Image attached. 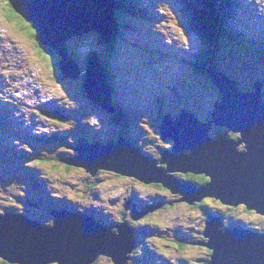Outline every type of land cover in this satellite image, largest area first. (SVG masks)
<instances>
[{"label":"rangeland","instance_id":"obj_1","mask_svg":"<svg viewBox=\"0 0 264 264\" xmlns=\"http://www.w3.org/2000/svg\"><path fill=\"white\" fill-rule=\"evenodd\" d=\"M142 1L153 10L152 18L155 19H150L144 25L139 22L135 24L134 29L126 28L127 30L122 32L121 38L125 43L117 42L116 45L119 46V52L117 50L119 55L123 54L120 60L115 55L113 66L109 70L112 78L116 75V69L118 70L119 76H115L119 83L117 90L122 93L118 97V102L124 106L128 105L130 113L140 118L142 116L134 125L135 120L128 115L131 118L130 125L121 134L125 138L129 137L137 141L134 143L136 148L140 147L147 152L146 155L157 159L159 158L157 145L168 148L170 143L163 142L160 134L157 135V129L154 127L155 119L156 126L159 116L162 117L165 112L174 116L178 114L180 108H184L193 112L199 120H207L205 114L211 109V100L216 98L217 87L206 74H195L194 67L185 61L193 60V54L198 52L201 42L193 32L185 28L187 17L181 7V1ZM244 2L246 7L236 9L239 16L232 22H235L239 30L244 27L250 31L258 30L256 22L264 24V0H244ZM4 3L5 0H0V95L2 97L0 98V149H3L0 151V200H2L0 212L20 208L29 212L33 210L34 206L27 208L14 200L15 195H18L17 190L22 186L20 170L27 171V168L28 170L31 168L48 181L49 186L53 187V192L58 191L59 197L64 198L66 194L71 196L73 206L95 216L101 214L105 221L111 220L110 223L119 224L117 219L120 217V210L126 205L128 209L123 210L124 220L139 229L136 247L128 264H147L146 259L152 264H207L211 252L205 250L204 246L187 243L195 241L199 243L202 240L200 232L207 219L204 211L206 208L212 216L218 212L222 213L221 217H217L220 221L218 230L221 232L224 230L222 228L224 224L227 228L235 227L232 226L233 224H246L264 234L263 216L248 211L242 206L229 209L218 199L210 196L201 197L199 204L193 201L190 205L184 202H172L164 209L146 213L133 221L125 212L131 210L137 213L140 207L129 205L131 198L127 202L126 195H136L144 204H148L150 199H154L153 201L157 198L173 199L172 195L168 194L169 191L166 189L154 187L152 184L144 185L136 179L131 181L132 179L129 178L105 177L106 170L99 171L101 178H97L94 188L90 189L86 188L83 179L90 174L85 172L84 168L74 165L68 168L62 163L49 160L40 162V157L49 158L58 153H61L63 156H60L63 158L74 155V150L68 146L67 141L74 143L78 138L107 141L116 134L118 126L109 120L110 115L103 112L100 106L86 96L83 89L84 79L79 73L77 79L71 78L70 75L61 78L59 66L55 63V60H59V55L43 59L37 53L38 48L33 39L19 29L18 24L22 23L4 16L6 12ZM139 3L140 0L137 4ZM240 17H245L248 26H243ZM83 22L93 23L89 19L82 21L80 25L87 26ZM100 37L101 34L90 31L82 36L72 37L66 42L70 55L79 58L81 69L85 68L92 54L99 61H105L104 59L109 56V46ZM136 41L143 47L134 45ZM158 41L167 46L166 51L169 55L160 56L147 52L153 44L154 49L155 46L159 47V44L156 45ZM243 56L247 57L246 54ZM228 58L226 49L221 48L216 58L219 68L216 69L224 72L223 67H226V64L233 66L227 70L237 76L225 73L236 81L238 88L255 90L253 86L255 82H259L258 74L247 73L249 71L238 68L240 65L235 63L238 65L236 66L228 62ZM258 65L264 72V60ZM234 68L239 69L238 73ZM103 75V71H100L99 80L107 79V76L104 78ZM162 79H164L163 85L167 84V87L162 89L169 87L174 89V92L167 90L165 92L167 95L164 97H161L157 86ZM259 90L264 99V84ZM51 112L59 113L64 119H57ZM219 129L221 130L220 127ZM58 132L62 136L60 135L57 141L43 140V137H53ZM215 133L214 129L210 131L212 136ZM29 134L38 135L32 137ZM73 138L74 140H71ZM227 138L230 139L228 136ZM32 147L36 148L35 152ZM22 150L29 155L23 157ZM170 174L173 176L171 172ZM189 186L198 189L201 184L189 182ZM36 194L40 196L38 192ZM23 195L25 196V193ZM36 213L40 212L36 211ZM52 218L49 216L45 223L53 222ZM88 218L93 220L94 216ZM76 219L79 221L75 222ZM82 220L86 221L83 216L76 214V216L63 217L61 220L55 219L54 223H58V227L63 224L67 234L73 228L81 226L78 223ZM229 222L230 225L227 224ZM53 235L52 233L51 236ZM63 243L67 245V242ZM75 252L72 251V255ZM100 257L96 261L97 264H113L109 259Z\"/></svg>","mask_w":264,"mask_h":264},{"label":"water","instance_id":"obj_2","mask_svg":"<svg viewBox=\"0 0 264 264\" xmlns=\"http://www.w3.org/2000/svg\"><path fill=\"white\" fill-rule=\"evenodd\" d=\"M70 1L73 3L69 4ZM8 2L16 13L36 28L40 43L57 52L59 70L64 77H77L79 73V67L69 57L65 45L69 39L94 31L101 34L103 41H110L116 4L112 0ZM89 19L93 23L80 25ZM90 65L93 64L85 69L83 89L92 102L107 108L110 106L105 100L108 93L107 90L102 92L100 86L103 79L97 78L99 84L93 81L94 70ZM206 72L219 92L209 121L202 123L192 112L182 109L175 117L164 115L158 125L159 133L162 139L172 140L173 145L170 150L162 152L159 161L143 155L122 136L103 145L80 144L76 147L77 156L62 158L68 165L84 168L91 176L99 169H107L144 184H159L172 194L183 195L179 202L187 200L192 204L201 197L212 196L224 204H244L247 209L263 216L264 99L260 86L255 82V90L244 91L238 88L235 80L214 66H208ZM213 125L224 128L223 136L210 135ZM228 130L237 133L238 138L228 139ZM188 148L191 153H180ZM174 171L204 174L210 182L204 185L206 187L192 188L174 178L170 174ZM0 218V257L10 263L75 264L80 260L68 259V255H72L69 246L78 244L76 249L82 248L81 264H91L100 254L111 257L116 264H125L134 243L133 230L127 229L124 223L117 226L119 234L110 236L92 234L83 220L78 224L85 226L84 232L73 228L66 234L62 223L60 227L55 223L52 228L41 229L34 225V221L12 214ZM219 227V218L210 216L203 229L202 235L207 239L203 245L211 252L207 264H264V234L237 227L223 228L221 232ZM126 230V239H122L121 234Z\"/></svg>","mask_w":264,"mask_h":264},{"label":"trees","instance_id":"obj_3","mask_svg":"<svg viewBox=\"0 0 264 264\" xmlns=\"http://www.w3.org/2000/svg\"><path fill=\"white\" fill-rule=\"evenodd\" d=\"M180 1H181V7L184 10V13L186 14V17H187V24L185 28H187L190 32H193L200 39V42H201L200 49L198 50V52H195L193 54V60L191 61L185 60L186 63L188 62V64L191 67H194V70L196 72L195 74L205 75L206 69L208 66H214L215 68L217 67L219 68V66L216 64V58L221 48H224L226 49V54L229 57L227 59L228 62H232L234 64L236 63L240 65L239 67L238 65L235 64L236 66H238V68L244 69L245 71H249L247 73L255 74L256 72L258 74V81L260 85L264 84V81L263 82L261 81V80H264V72L262 71V67L258 65L259 63L262 62V60H264V29L255 30L254 32H256L257 35L245 32L243 30H237L234 26V23L232 22V18H233L232 16L234 15V10L231 9V4H233L232 3L233 0H180ZM116 3H117V8L119 9L116 13L115 29H114V33L112 34V41L109 43V45H107L109 46V49L115 48V47H112V45H114V42L118 40L119 37L122 36L121 32L124 31V29L126 28L125 26L129 25L130 28L134 29L136 27L135 24H137L136 19L147 20L145 16L147 18H151L153 15V13L151 12L149 13L145 9H143V12H146L145 16L138 15V14H141L142 12L138 11L135 8L134 0H116ZM3 6L6 9V12H4V16L8 18L9 20H17L18 22L22 23V24L20 23L18 24V27L20 26L19 29L25 32L28 36H30L33 39L34 43L37 45V48H38L37 53L43 59H46V58L50 59L53 56L57 57L56 51L40 43L38 36H37L36 28H34V26L31 23H27L18 13H16L11 7V5L9 4L8 0H5V3ZM229 14L232 15L231 18L229 17ZM116 26L118 27L117 29H116ZM65 45L67 44L65 43ZM240 50H243L244 52H241ZM245 52L249 54H254L256 59L252 61L249 58L244 57L243 55L245 54ZM156 54L160 55L159 51H157ZM239 55L241 56V58ZM71 57L77 60V57L72 56V55ZM94 58L96 57L93 55V57L91 56L89 60L94 59ZM55 63L58 64V61L55 60ZM226 65H227L226 67H223L224 72L223 71L221 72H223L224 74H226L225 72H227L233 75V73H230L227 70V68H233V66L228 65V64ZM238 71L239 69L236 70L237 73ZM226 75L229 77L228 74ZM233 76L235 77L237 75H233ZM62 77L64 76L61 75V78ZM214 101H215V98L211 100L210 105H212ZM121 109L123 110L124 108L117 105L116 110H115V115L113 114L110 115L112 120L114 119L115 116L118 117L119 114H121ZM208 114L209 112L205 114L207 116V120L210 119V116ZM58 115L59 113L54 114L56 118H58ZM155 124H156V119H155L154 127L155 129L158 130L157 125L155 126ZM218 131L219 129L217 128V132ZM158 134L159 133L157 131V135ZM39 160L40 162H45L48 160L52 162L53 161L59 162L58 161L59 157L58 156H54V157L49 156V158L40 157ZM179 176L183 181L190 182L192 184H195V183L201 184L205 182V180L203 179L204 177L201 175L197 176V175H191L190 173H187V174H183ZM83 179L85 181L86 188H90V189L94 188L96 180H98L96 179V177H91V176L89 177V175L86 177H83ZM72 206L73 204H71V207ZM122 211L123 210L121 209L120 216L124 215V212ZM143 248L147 249V247H143ZM204 249L209 251V249L205 246H204ZM1 263L9 264L2 260H1Z\"/></svg>","mask_w":264,"mask_h":264},{"label":"flooded vegetation","instance_id":"obj_4","mask_svg":"<svg viewBox=\"0 0 264 264\" xmlns=\"http://www.w3.org/2000/svg\"><path fill=\"white\" fill-rule=\"evenodd\" d=\"M216 128V129H215ZM217 128L219 129V126H214V127H212L211 129H210V131L211 130H216V133L214 134V136H218V135H222L223 133H224V128H222V127H220L221 128V130L219 129V131L217 132ZM228 134L229 135H231V136H235V137H237L238 136V134H236V133H233V132H228ZM165 141H169L170 143H171V140L170 139H166ZM164 142V141H163ZM91 175H89V177H90ZM91 177H96V179L97 178H101V176L99 177V175H95V176H91ZM172 195V198H176V199H180V195H178V194H171ZM162 200H164V201H166L167 199H162ZM19 201H21V202H23L24 203V200H19ZM153 200H151V201H149L148 203H150V202H152ZM0 202H2V200H0ZM229 206V205H228ZM228 225H230L231 223L229 222V223H227ZM224 227H227V226H225V224L223 225ZM200 239H202V240H204V239H206V238H204L203 237V235L201 234V238Z\"/></svg>","mask_w":264,"mask_h":264},{"label":"bare ground","instance_id":"obj_5","mask_svg":"<svg viewBox=\"0 0 264 264\" xmlns=\"http://www.w3.org/2000/svg\"><path fill=\"white\" fill-rule=\"evenodd\" d=\"M73 2L72 1H70L69 2V4H72ZM96 78H97V76H95ZM15 81V80H14ZM15 87H16V85H14ZM15 91H16V89H15ZM116 102H114V103H112L111 101H110V104L111 105H113V104H115ZM198 119V118H197ZM199 120V119H198ZM199 121H201L202 123L203 122H208L209 120H205V121H202V120H199ZM235 133V132H234ZM237 134V133H236ZM239 136V135H238ZM165 148H167V147H165ZM187 150V153H191V149L190 148H188V149H186ZM159 161V160H158ZM174 173H176L175 171L174 172H172V174H174ZM210 181H208V183H209ZM157 187V186H156ZM175 194H178L179 195V193H175ZM213 198H215V197H213ZM216 199H218V198H216ZM151 200H154V199H150L149 201H151ZM148 201V202H149ZM194 202H196V201H194ZM229 206H231L230 204H228ZM7 209V208H6ZM263 217H264V215H263ZM15 217H13V219H14ZM12 219V220H13ZM135 219V218H134ZM135 220H137V219H135ZM110 225H112V226H115V225H119V224H116V223H110ZM223 228H225V229H227V227H224V226H222ZM206 238V237H205ZM132 259V254L130 255V257H129V259H128V263H130V260ZM75 264H81L80 263V261H77Z\"/></svg>","mask_w":264,"mask_h":264},{"label":"clouds","instance_id":"obj_6","mask_svg":"<svg viewBox=\"0 0 264 264\" xmlns=\"http://www.w3.org/2000/svg\"><path fill=\"white\" fill-rule=\"evenodd\" d=\"M185 110H186V109H185ZM187 111H189V110H187ZM190 112H191V111H190ZM192 113H193V112H192ZM193 114H194V113H193ZM194 115H195V114H194ZM209 116H210V114H209ZM196 118H197V117H196ZM214 126H216V125H213L212 127H214ZM212 127H211V128H212ZM211 136H212V135H211ZM214 137H215V136H214Z\"/></svg>","mask_w":264,"mask_h":264}]
</instances>
